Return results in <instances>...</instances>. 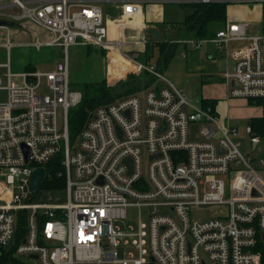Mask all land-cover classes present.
Here are the masks:
<instances>
[{"label": "built area", "instance_id": "built-area-1", "mask_svg": "<svg viewBox=\"0 0 264 264\" xmlns=\"http://www.w3.org/2000/svg\"><path fill=\"white\" fill-rule=\"evenodd\" d=\"M258 1L264 0H0L5 22L0 31L6 32L2 48L9 53L14 45L10 26L30 22L50 37H34L29 45L58 47L62 53L55 68L44 72L12 73L9 62L0 63L8 69L6 84L0 78L6 91L0 101V179L5 180L0 191L8 190L0 194V253L14 247L15 242L5 248L24 210L25 237L12 254L36 255L40 264H261L264 157L259 136L246 126L249 149L242 151L240 127L170 82L158 87L163 76L139 60L149 41L141 18L148 3ZM103 4L120 8L111 24ZM130 29L136 32L129 34ZM262 39L240 21L227 24L212 42L225 53L237 44L225 57L228 96L259 100L264 108ZM204 42L183 41L192 47ZM72 45L101 49L108 67L110 57L117 58L126 67L117 79L141 72L155 78L148 87L90 110L77 147L69 141L67 121L70 108L82 99V92L69 86ZM43 79L48 92L40 91ZM111 79L106 78L108 85ZM58 152L65 186L55 191H64L65 201L49 195L47 201L33 202L47 178L46 164ZM38 168L44 169V179L31 191ZM129 206L146 208L148 223L139 210L136 227L128 225ZM200 206L224 210L193 220L191 209ZM122 248L132 250L122 257Z\"/></svg>", "mask_w": 264, "mask_h": 264}, {"label": "rangeland", "instance_id": "rangeland-1", "mask_svg": "<svg viewBox=\"0 0 264 264\" xmlns=\"http://www.w3.org/2000/svg\"><path fill=\"white\" fill-rule=\"evenodd\" d=\"M104 5L107 4H103V7ZM165 8L170 16L169 20H182L186 12V9L183 6H179L177 4H167ZM17 29V26H10V39L14 42V45L9 50V53L0 46V63L9 62L10 72H26L25 66L27 64L34 66V71H38V69H51L57 64L58 58H62L60 50L59 52L55 51L53 47L49 48L50 46H42L39 51L35 47L29 45L28 42L32 40H30L29 36V39L23 41V43L26 44L18 43L19 38H16V34L14 32V30ZM216 29H214V31L210 33L209 37L205 39L206 42L196 48L192 47L190 44L183 43V41L189 39H199L195 38L191 31H184L180 29L176 30L175 28L165 30L163 27H159L158 30L162 37L160 39L161 41L176 43L172 56L168 61H164L157 46L149 44L146 53L141 54V58L139 57V60L144 63L154 65L163 76L162 79L160 78L157 80L158 87L165 86L166 82H170L176 88L181 89L191 101H201V94L206 93V86L203 79H205L207 72L211 71L219 78L221 77L226 64L224 57H221L217 53L219 52L222 55V51L217 50V46L212 42V39L216 36ZM131 31L132 29L129 30V34ZM5 33V31H0V39L2 41L5 40ZM235 44L236 43H232V46ZM209 53L213 56L211 59L207 57V54ZM67 58L69 64V86L71 89L83 92L86 90L87 85L98 84L104 79L106 81L105 75L108 63L106 62V56L101 49L87 47L84 45H72L68 48ZM109 64L111 76L114 77L112 80H116L126 70V67L121 66L120 63H118L117 58L115 59L112 56L109 59ZM7 71V67L0 66V78L2 79V84H6ZM15 81L19 82V79L15 78ZM40 91L48 92L45 87L44 79L42 80V87ZM5 99L6 91L0 89V101ZM241 126L244 125H240L239 127L241 128ZM247 138V135L245 138L242 137L244 144L242 151L244 152L249 149V142ZM78 142L79 138L77 135L75 140L72 142V145L77 147ZM259 146H261V144H259ZM261 155L264 157V151L261 152ZM0 180L5 181L4 178H1ZM1 192L2 191H0V194L6 195L8 190H5L2 193ZM49 195L52 196V200H54L55 195H58V200L60 202L65 201L64 191H53L40 188L36 194H33V202L40 203L47 201ZM139 210L141 211L143 222L148 223L149 220L146 208L129 206L126 209V222L128 225L136 227ZM220 210H224V208L220 206L194 207L191 209V217L193 220H199L201 218L211 216ZM120 226L124 230L125 227L122 222H120ZM131 250V248L120 249V256L123 257V251ZM12 256L13 257H11L8 261V264H40L38 260L30 258L26 254H12Z\"/></svg>", "mask_w": 264, "mask_h": 264}, {"label": "trees", "instance_id": "trees-1", "mask_svg": "<svg viewBox=\"0 0 264 264\" xmlns=\"http://www.w3.org/2000/svg\"><path fill=\"white\" fill-rule=\"evenodd\" d=\"M229 2H213L209 4L188 3L182 6L188 10L184 18L180 22H174L170 26L177 27L180 30L191 31L195 38H208L214 26H223L226 20V8ZM149 43L145 46L144 54L146 53ZM157 46L163 60L168 61L172 56L176 43L165 42L154 39L152 46ZM152 65V64H151ZM156 68V67H155ZM26 71L33 70L30 64L25 66ZM152 77L147 72L139 74L129 73L125 78L119 79L115 84L107 85L105 79L98 84L87 85L86 90L82 92V99L75 107L68 111V136L69 141L73 142L78 135L80 129L84 125L90 110L94 107L106 104L115 100L118 97L132 94L140 90L142 87L150 86L154 82ZM204 106L214 107L216 99H201ZM250 126L255 134H258L264 145V116L261 118H253L250 121ZM62 153L58 152L46 164L47 178L42 182L40 188L47 190H62L65 186V176L61 164ZM60 173V175L58 174ZM26 212L20 210L18 213V226L15 235V245L12 249L2 250L0 253V264H8L11 259L12 252L16 245L25 237L26 229L24 220ZM257 250L261 254V264H264V239H259Z\"/></svg>", "mask_w": 264, "mask_h": 264}, {"label": "crops", "instance_id": "crops-1", "mask_svg": "<svg viewBox=\"0 0 264 264\" xmlns=\"http://www.w3.org/2000/svg\"><path fill=\"white\" fill-rule=\"evenodd\" d=\"M167 4H177L179 6L183 5L180 3H148L143 6L141 18L143 22L145 23V25L147 26L146 29L151 27V28H154L158 33H159V30H158L159 27H163L165 30L169 28H175L176 30H178L177 27L170 26V24H173L174 22L175 23L180 22L183 19L182 20H175V19L169 20L170 16L168 15V11L165 8ZM102 8L104 11L105 20L107 23H110V24L115 18L119 17L121 14L120 8L117 5L107 4V5H104V7L102 6ZM186 13H188L187 9H186L185 14ZM240 21H246L249 23L250 33H257V34L263 35L262 49H263V60H264V1H258L254 3H230L229 2L226 8L225 23L223 26L215 25L214 29L218 28L215 30V32L217 33L219 30L223 29L229 23L240 22ZM214 29L212 30L214 31ZM127 32L129 33V30H127ZM135 32L136 30H132L130 33H135ZM15 34H16V38H19L18 43L20 44H26V43H23V41L29 39V37H30V40L33 39L34 37H40L43 40H47L50 37L49 33H47L46 31H43V29H41L40 27L30 22H24L23 24H21L18 27V29L15 31ZM159 35H160V38H156L155 35L149 34V38H150L149 44H152L154 42V39L160 40L162 37L160 33ZM236 45L237 44L232 46V43L228 45L226 49V53H229L233 49V47ZM51 47L53 46H50L49 48ZM43 48H47V47H43ZM53 49L58 52L60 50L58 47H53ZM144 49L142 53L139 54L140 58H141V54H144ZM217 53L221 57H224V59L227 56L225 53V49L222 50L221 52L222 55L219 52ZM207 57L211 59L213 56L209 53L207 54ZM61 60L62 58L60 59L59 57L57 60V63L60 62ZM231 60L233 59L231 58L229 60V64ZM55 66L52 67L51 69H38V71L39 70L41 72L50 71V70H53ZM32 67H33V70L31 71H34L35 70L34 66ZM225 67H226V64H225ZM68 68H69V64H68ZM106 70L107 72L105 76L106 78L110 79V75H111L110 66ZM124 75L125 74L123 73L120 77ZM206 75L207 76L205 77V79H203V81L205 82L204 84L206 86L205 87L206 93L201 94L200 98L216 99V104L212 108L215 110V112L219 115V117L223 121L228 122L229 124L233 126L244 125V126H241V129H242V137L245 138L246 133L244 129L246 126L251 124L250 123L251 119L261 118L262 116H264V109H263L262 102L259 100L252 101V100L244 99V98L229 97L227 95L228 87L225 85V83L222 80V74H221V77H219L220 80L211 71H208ZM116 80L118 81L119 79H116ZM110 81H109V84H110ZM200 102L202 104V101ZM259 138H260L259 144H261V146L259 147L261 148V152H262L264 151V145H263V142L260 136Z\"/></svg>", "mask_w": 264, "mask_h": 264}, {"label": "water", "instance_id": "water-1", "mask_svg": "<svg viewBox=\"0 0 264 264\" xmlns=\"http://www.w3.org/2000/svg\"><path fill=\"white\" fill-rule=\"evenodd\" d=\"M0 24H5V22L0 20ZM145 31L148 34L155 35L156 38H160L159 33L154 28L150 27V28H147ZM230 63L232 65L233 60H231ZM206 76L207 75H205V77ZM116 82H117V80H111L110 84H115ZM232 84L235 85L236 83L233 81ZM126 162H130V160L126 159ZM43 179H44V169L43 168H38V169L34 170L33 173H32V177H31L30 190L34 191L37 188V186L43 181ZM254 192L255 191H253V193ZM29 213L30 212L27 211V214H29ZM14 237H15V234L12 235V238L9 240L8 244L5 247L6 249L9 248L12 245V243L14 241ZM33 257L36 258V255H34Z\"/></svg>", "mask_w": 264, "mask_h": 264}, {"label": "bare ground", "instance_id": "bare-ground-1", "mask_svg": "<svg viewBox=\"0 0 264 264\" xmlns=\"http://www.w3.org/2000/svg\"><path fill=\"white\" fill-rule=\"evenodd\" d=\"M146 30V29H145ZM145 33H146V31H145ZM147 35H148V37H149V34L148 33H146ZM150 35H153V34H150ZM261 35V34H260ZM263 36V35H262ZM206 38H204V39H202V40H205ZM149 40H150V38H149ZM199 40V39H198ZM263 40V39H262ZM205 42H206V40H205ZM148 43H149V41H148ZM196 48H198V47H196ZM225 49V48H224ZM230 65V67H232V65H233V63H232V65H231V63L229 64ZM154 66V65H153ZM155 67V66H154ZM159 72V71H158ZM224 72V71H223ZM160 73V72H159ZM222 80H223V73H222ZM223 82H224V80H223ZM233 82V81H232ZM232 82H231V85L232 86H236V84L235 85H233L232 84ZM226 85V84H225ZM227 86V85H226ZM148 87V86H147ZM228 87V86H227ZM227 95H228V93H227ZM264 109V108H263ZM130 160V159H129ZM128 163H130V162H128ZM253 191H255V190H253ZM252 191V192H253ZM254 194H255V192H254ZM16 235V234H15ZM261 239H263V238H261ZM15 242V237H14V241H13V243ZM259 242V241H258ZM13 243H12V245H13ZM11 245V246H12ZM15 245V244H14ZM11 246L9 247V248H11ZM258 246V245H257Z\"/></svg>", "mask_w": 264, "mask_h": 264}]
</instances>
